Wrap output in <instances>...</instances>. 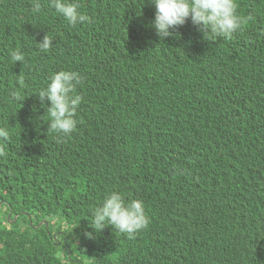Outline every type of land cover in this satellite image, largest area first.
Returning a JSON list of instances; mask_svg holds the SVG:
<instances>
[{
	"label": "trees",
	"instance_id": "trees-1",
	"mask_svg": "<svg viewBox=\"0 0 264 264\" xmlns=\"http://www.w3.org/2000/svg\"><path fill=\"white\" fill-rule=\"evenodd\" d=\"M40 2L0 0V264H264V0H235L230 39L164 41L148 0H78L76 27ZM59 71L83 99L58 142L37 95ZM112 191L144 202L135 238L89 225Z\"/></svg>",
	"mask_w": 264,
	"mask_h": 264
},
{
	"label": "clouds",
	"instance_id": "clouds-1",
	"mask_svg": "<svg viewBox=\"0 0 264 264\" xmlns=\"http://www.w3.org/2000/svg\"><path fill=\"white\" fill-rule=\"evenodd\" d=\"M148 3L155 7L152 27L163 41L172 37L175 29L185 25L189 19L204 39L216 37L230 39L233 34L242 30L244 23L237 13L235 0H148ZM49 6L72 27L90 21V17L81 12L78 0H49ZM41 7L40 0H33L34 13H39ZM37 44L40 50L46 52L53 46V40L45 35ZM10 57L15 63H23L25 59L19 50L12 51ZM80 84L79 73L59 71L50 77V82L37 95L42 104L45 101L50 103V107H47L50 116L47 131L55 133L58 142L62 136H69L77 127L75 117L83 99L76 92ZM8 138V129L0 127V141L6 142ZM6 155L4 145L0 144V158ZM40 224L47 225V222L40 221ZM89 225L96 233L111 226L128 238H135L136 233L148 227L149 218L142 200H126L119 191H112L92 212V223ZM86 236L89 239L95 238L92 233H86Z\"/></svg>",
	"mask_w": 264,
	"mask_h": 264
},
{
	"label": "rangeland",
	"instance_id": "rangeland-1",
	"mask_svg": "<svg viewBox=\"0 0 264 264\" xmlns=\"http://www.w3.org/2000/svg\"><path fill=\"white\" fill-rule=\"evenodd\" d=\"M2 218H3V210H2V208L0 207V221H1ZM17 218H18V217H17ZM17 218L13 217L12 220H8V219H7V221L10 222V223H13V224H14V223L16 222ZM31 223H32V222H30L29 225H31ZM42 225H43V224H41V225L38 224L37 226L41 227ZM20 226H21V227H26V224H24V223L21 222ZM34 227H35V226H34Z\"/></svg>",
	"mask_w": 264,
	"mask_h": 264
},
{
	"label": "water",
	"instance_id": "water-1",
	"mask_svg": "<svg viewBox=\"0 0 264 264\" xmlns=\"http://www.w3.org/2000/svg\"><path fill=\"white\" fill-rule=\"evenodd\" d=\"M1 205V203H0ZM11 218V214L9 213V215L7 216V219L9 220ZM16 218V217H15ZM41 225V224H40Z\"/></svg>",
	"mask_w": 264,
	"mask_h": 264
}]
</instances>
